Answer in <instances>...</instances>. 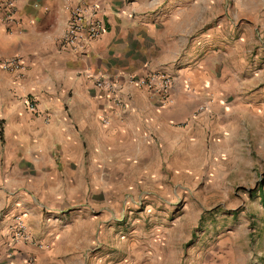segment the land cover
<instances>
[{
    "label": "crops",
    "instance_id": "obj_1",
    "mask_svg": "<svg viewBox=\"0 0 264 264\" xmlns=\"http://www.w3.org/2000/svg\"><path fill=\"white\" fill-rule=\"evenodd\" d=\"M79 1L18 0L15 20L0 21V55L23 67L0 69V264L7 253L36 264H264V241L236 226L197 230L192 192L231 185L218 159L244 110L231 100L264 0H83L99 5L106 30L77 53L60 37ZM156 69L174 77L169 103L130 80ZM127 209L159 224L124 227ZM15 214L43 247L8 245Z\"/></svg>",
    "mask_w": 264,
    "mask_h": 264
},
{
    "label": "rangeland",
    "instance_id": "obj_2",
    "mask_svg": "<svg viewBox=\"0 0 264 264\" xmlns=\"http://www.w3.org/2000/svg\"><path fill=\"white\" fill-rule=\"evenodd\" d=\"M251 27L248 34L249 72L238 95L234 94L231 100L235 104L240 102L244 110L239 119H235L230 153L218 159L230 170L231 185L226 189L201 187L192 192L197 197L193 206L200 208L203 215L197 230L207 231L215 224L224 231L236 226L237 231L246 233L250 242L258 238L257 245L260 246L264 241V27ZM232 109H235L234 105ZM203 200L208 203L201 204ZM133 211L127 209L120 213V217L122 214L126 217L119 220V224L126 227L133 221V225L141 223L146 229L159 224L158 220L149 217L141 219ZM136 211L144 212L145 206L139 205Z\"/></svg>",
    "mask_w": 264,
    "mask_h": 264
},
{
    "label": "built area",
    "instance_id": "obj_3",
    "mask_svg": "<svg viewBox=\"0 0 264 264\" xmlns=\"http://www.w3.org/2000/svg\"><path fill=\"white\" fill-rule=\"evenodd\" d=\"M18 0H0V21L10 23L15 20ZM102 11L98 4L79 1L71 7L70 17L66 27L60 37L61 43L70 50L83 53L87 46L99 38L106 30L105 22L102 18ZM0 69L13 74H21L23 67L18 57H2L0 55ZM95 86L106 92L114 93L116 85L110 79H105L98 75H90ZM133 83L145 89L151 96L158 97L162 103L171 102L174 77L161 69L148 71L140 76L131 77ZM23 103L31 113L37 112V103L30 97H25ZM104 124L109 121L102 117ZM123 219L122 217H119ZM8 245L21 247L33 245L43 247V243L38 241L32 234L27 218L23 214L12 216L8 225ZM11 258L9 264H36L32 254L25 253L19 257L12 253H7Z\"/></svg>",
    "mask_w": 264,
    "mask_h": 264
}]
</instances>
